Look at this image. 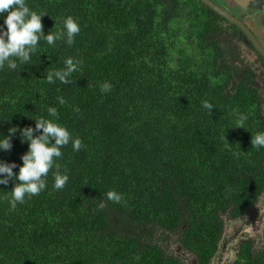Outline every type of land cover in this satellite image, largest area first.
Instances as JSON below:
<instances>
[{"label":"trees","instance_id":"trees-1","mask_svg":"<svg viewBox=\"0 0 264 264\" xmlns=\"http://www.w3.org/2000/svg\"><path fill=\"white\" fill-rule=\"evenodd\" d=\"M26 3L43 10L44 36L69 15L80 32L71 44L62 32L52 45L42 37L27 61L0 67V136L11 140L0 162L18 170L28 149L19 129L38 136V117L82 147L61 146L44 188L14 208L20 182L0 184V264H185L165 243L175 234L196 264H210L221 215L264 192V148L251 145L264 131L259 96L248 74L235 78L226 64L214 22L194 0ZM69 58L76 67L61 82L55 71ZM56 174L68 177L61 189ZM108 190L122 201H108ZM235 264H264V250L247 247Z\"/></svg>","mask_w":264,"mask_h":264},{"label":"clouds","instance_id":"clouds-1","mask_svg":"<svg viewBox=\"0 0 264 264\" xmlns=\"http://www.w3.org/2000/svg\"><path fill=\"white\" fill-rule=\"evenodd\" d=\"M42 14L43 10H33L26 3V0H0V17L3 18V25L6 26L0 27V67L7 64L10 68H16L17 64L12 59L13 57L18 58L21 62L27 61L29 53L38 50V41L42 37L47 45H52L54 40L60 38L62 32L66 36L67 42L71 44L73 37L80 32L78 20L69 15L63 18L62 27L44 36L42 33ZM65 64L66 68L64 70L55 71V75L61 82L76 67L71 58L67 59ZM52 78L53 73L49 72L47 80L51 82ZM110 88L111 85L106 82L101 85V91H108ZM202 107L210 110L213 105L208 100H204L202 101ZM48 111L50 114L55 113V109H49ZM239 119L241 121L240 125H242L246 118L241 115ZM35 127L42 130L38 136H33L31 127L19 129L22 133L20 139L22 142H28V149L20 157L22 164L18 167V170L15 173L13 172V168H16L15 162H0V174H4L0 175V184H7L8 178L14 175L20 182L13 187L8 198L13 208L16 202H23L25 194L38 195L44 188L45 182L42 177L47 176L49 169L53 166L54 157L61 155V146L67 145L71 139L73 150L82 147V141L79 137L74 136L67 128L53 120L38 117ZM8 131L15 134L17 126L11 127ZM49 137L54 140V143L49 144ZM251 145L257 149L264 148V131H257L252 135ZM10 147V137L0 136V151H6ZM67 179V175L56 174L54 176V188H63ZM106 199L120 203L123 196L116 190H108ZM185 253L188 254L189 252L185 251Z\"/></svg>","mask_w":264,"mask_h":264},{"label":"flooded vegetation","instance_id":"flooded-vegetation-1","mask_svg":"<svg viewBox=\"0 0 264 264\" xmlns=\"http://www.w3.org/2000/svg\"><path fill=\"white\" fill-rule=\"evenodd\" d=\"M200 10L214 22L216 36L222 48L226 44L227 65L235 78L248 74L257 90L260 113L264 116V56L255 44L264 49V0H194ZM227 15L224 16V15ZM253 56V64L249 61ZM222 230L215 253L226 252L227 259L234 250L230 264H235L248 251L253 254L264 250V192L239 214L221 215ZM174 240V239H171ZM232 244L231 246H228ZM174 255L183 257L185 251L176 243ZM188 255H190L188 253ZM191 258V257H190ZM191 264H196L192 256Z\"/></svg>","mask_w":264,"mask_h":264},{"label":"rangeland","instance_id":"rangeland-1","mask_svg":"<svg viewBox=\"0 0 264 264\" xmlns=\"http://www.w3.org/2000/svg\"><path fill=\"white\" fill-rule=\"evenodd\" d=\"M248 59H249L250 63L253 64V59H254V57H253V56H249ZM168 237H169V236H168ZM168 237H166L165 243H166L171 249L175 250L176 243H178L177 240H176V239H177V235H176V234L174 235V240H171V239L168 238ZM231 245H232V244H229L228 246H231ZM235 245H236V244H235ZM235 245L233 246V247H234V250L236 249ZM234 250H233L232 254H230V256H229L227 259H225V258L227 257V253H226V252L221 253L220 255L217 254L215 257L212 258L211 264H230V263H231L230 260L233 259ZM183 251H185V250H183ZM192 256H193L192 254L188 255L187 253H185V254L183 255V257L186 259L187 264H191V261H192L191 258H192ZM176 257L182 259L181 256H180L179 254H177ZM190 257H191V258H190Z\"/></svg>","mask_w":264,"mask_h":264},{"label":"water","instance_id":"water-1","mask_svg":"<svg viewBox=\"0 0 264 264\" xmlns=\"http://www.w3.org/2000/svg\"><path fill=\"white\" fill-rule=\"evenodd\" d=\"M204 2H207L206 0H203ZM224 16H226L227 17V15L225 14ZM256 46H257V48L259 49V51L262 53V55L264 56V49L261 47V46H259L258 44H255Z\"/></svg>","mask_w":264,"mask_h":264}]
</instances>
